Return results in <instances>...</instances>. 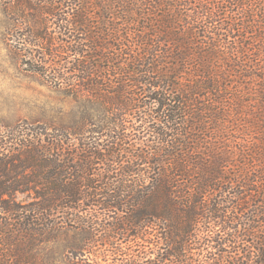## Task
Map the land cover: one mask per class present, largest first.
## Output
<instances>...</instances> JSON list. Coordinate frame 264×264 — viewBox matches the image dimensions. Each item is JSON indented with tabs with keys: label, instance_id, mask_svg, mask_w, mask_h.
<instances>
[{
	"label": "trees",
	"instance_id": "trees-1",
	"mask_svg": "<svg viewBox=\"0 0 264 264\" xmlns=\"http://www.w3.org/2000/svg\"><path fill=\"white\" fill-rule=\"evenodd\" d=\"M2 6L25 70L88 111L0 127V264H53L76 234L70 264L121 241L149 264H264V0Z\"/></svg>",
	"mask_w": 264,
	"mask_h": 264
},
{
	"label": "rangeland",
	"instance_id": "rangeland-1",
	"mask_svg": "<svg viewBox=\"0 0 264 264\" xmlns=\"http://www.w3.org/2000/svg\"><path fill=\"white\" fill-rule=\"evenodd\" d=\"M9 21L3 13L2 0H0V127L2 130L6 127H15L18 124L28 123L40 127L47 125H72L81 117L83 111H88V103L75 101L74 98L67 96L59 91V87L50 86L39 76L27 72L20 62V58L16 55V45L20 33L14 34L13 42L8 41L7 32L9 29ZM56 29L59 28L53 27ZM26 33V32H21ZM62 86V85H61ZM83 112V113H86ZM86 115V114H85ZM135 124L134 121L131 120ZM39 125V126H38ZM140 124L136 123L135 126ZM238 130V128H236ZM128 133L132 130L127 131ZM125 132L123 136L129 134ZM239 136L235 133H228L220 143H228L229 146L235 148L237 146L236 138ZM134 148H145L147 143L152 144L156 137L147 136L146 139L140 138L137 132L133 131L130 135ZM226 138V139H225ZM141 139V140H140ZM105 141H100V145H104ZM133 150H131L132 152ZM147 151V150H145ZM135 153V151H134ZM132 160L131 156L126 157L124 161ZM238 167L235 168L236 171ZM17 202L25 204L30 202L29 197L18 195ZM111 221V223L115 222ZM157 231H152L148 239L152 240L157 237ZM82 236L79 234L70 237L61 236L56 242L48 244L49 251L47 258L55 259L53 264H70L66 247L71 242H81ZM132 241V238H130ZM122 252H117L112 248L98 247L92 253H84L79 255V264H149L154 259V245H145V248H134V251H128V247L133 243H124L121 241ZM104 252V253H103ZM54 255V256H52Z\"/></svg>",
	"mask_w": 264,
	"mask_h": 264
}]
</instances>
